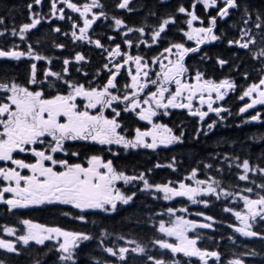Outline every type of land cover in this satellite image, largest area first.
Wrapping results in <instances>:
<instances>
[{
	"label": "trees",
	"instance_id": "1",
	"mask_svg": "<svg viewBox=\"0 0 264 264\" xmlns=\"http://www.w3.org/2000/svg\"><path fill=\"white\" fill-rule=\"evenodd\" d=\"M50 1H43L38 6L35 0H0V20L3 21L0 23V33H3L0 39L9 38L7 44L14 47L18 44H31L38 55L52 59V69L61 75L60 79L54 81V93L64 92L67 83L94 88L97 79L103 87L108 80L104 51L96 45H83L71 35L72 22L75 21L73 11L68 24L41 23L24 32L22 38L21 28L24 24H31L37 12L50 15ZM86 1L70 0L76 5L88 4ZM101 1L100 11L103 15L98 26L101 25L103 32H94L100 36L102 33L105 37L103 41L99 38L100 44L110 49L112 45L106 38L111 35L118 36L120 42L124 43L119 33L112 32L115 26L113 22L119 19L123 22L119 25L121 28L146 29V35L133 38V44L137 46L143 40L147 46L143 44L135 49L140 56L150 60L164 49L183 41L184 36L180 32L186 29V21L190 16H183L179 12L180 7L188 12L194 10L199 18L203 17L202 7L197 6L198 0H129L126 11L118 9L122 0ZM217 1L219 7L211 11L210 17H216L214 34L219 38L208 46H198V54L194 56L196 63L190 69L215 82L229 78L235 85L229 101L232 111L211 130H207L208 125L215 120L210 123L200 118L179 116L177 112L171 113L170 117L159 121V124L180 133L181 141L170 147L119 149L105 145L66 144L63 147L70 157L69 164L78 161L73 159L76 156L73 153L84 154L83 159L96 155L105 162L111 160L117 171L137 177L130 182H122L119 187L125 196H131L132 199L129 203L117 206L112 213L83 212L71 206L57 205L20 211L0 209V240L12 243L15 248V251H10L0 247V264H154L155 260H163L164 264H232L236 260L243 264H264V222L252 223L251 230L258 235L244 236L236 231V216L230 212L246 211L241 198L243 196L250 199L264 196V191L261 194L256 190L264 188V171H261L264 170V108L250 109L252 111L247 114L250 119L248 123L246 115L239 111L248 104L247 97L240 99L243 92L258 83L264 73V55H261L264 52V0H236L238 7L232 9L224 21L217 17L218 10L224 6L222 0ZM165 19L174 22L165 27L158 41H153V30L159 28ZM252 21L255 22L247 23ZM256 24L260 26L256 27ZM57 28L60 31H56ZM242 35L248 40H254V43H250L247 49L228 46L230 41L235 42ZM21 48L26 51L29 46ZM77 54L85 59L77 61ZM65 60L69 64L65 65ZM220 61H225V66H221ZM39 66H42L40 62ZM22 74H25L24 63ZM25 83L28 85L29 81ZM112 105L122 110L121 103L114 102ZM254 115H259V120L253 121L251 117ZM130 116L129 113L122 114L119 119L121 129L126 133L145 129L140 121ZM178 117L180 129L176 127ZM245 160L250 165L247 173L243 169ZM193 171H196L195 177L199 180H211L228 195L220 192L217 195H203L198 198L197 204H192L186 198L165 200L164 196L155 191V185L190 183ZM142 174L151 187L146 188L143 180L139 179ZM241 175H247V179H239ZM249 188L251 192L247 191ZM169 209L172 211L169 212ZM176 211H182L197 225H211L208 228H196L192 237L197 238L200 250L218 253L217 260L176 255L157 245L156 241L165 240L159 231L160 223L169 221L168 213ZM81 216L83 220L79 218ZM24 220L84 233L90 239L83 240L73 251L72 260L65 261L61 259L57 241L42 245L29 242L25 245L19 238L6 234L7 228L22 229ZM124 242L127 245L121 247ZM128 244L140 246L144 251L133 252L128 249ZM109 248L116 255L108 252ZM121 248L128 249L123 253V258L119 251Z\"/></svg>",
	"mask_w": 264,
	"mask_h": 264
},
{
	"label": "snow or ice",
	"instance_id": "2",
	"mask_svg": "<svg viewBox=\"0 0 264 264\" xmlns=\"http://www.w3.org/2000/svg\"><path fill=\"white\" fill-rule=\"evenodd\" d=\"M37 4L41 0H35ZM66 4L68 8L73 11L80 12L82 16L87 17V14L91 11L92 7H102L99 5L98 0H92V4H85L83 6V12L77 7L76 4L71 3L70 0H61ZM199 2V0H198ZM205 8L214 7L217 5V0H202ZM129 0H123L119 5L120 8H125ZM224 7L218 10V15L223 18L228 15L229 8L238 7L236 0H224ZM52 7L56 8V2L53 0ZM31 8V5H29ZM195 4L193 5V9ZM180 13H186L190 16L187 20L189 28H192L193 21H197L200 18L195 15V12H188L184 7L179 8ZM100 15H103L101 13ZM63 19V10L61 9V15L59 17ZM98 17L94 16L93 19H84V27L80 28V36L76 37V33L72 35L77 39H84V34L88 28L95 22ZM174 20L165 19L160 25L159 30L153 33V41L160 37L161 33L165 31V27L169 23H173ZM0 23H3L0 20ZM40 23L39 19H34L31 24H24L21 28V36L23 33L34 28ZM116 25H121L123 22L119 19L115 20ZM202 23V21H201ZM216 24V17L210 19V25L207 28H192L191 32L185 33L188 39L195 38L197 44L203 43L205 40L215 41L219 37L214 34V26ZM75 27V25H73ZM260 25L257 24L256 27ZM60 31L59 28L55 29ZM132 31V29H129ZM143 32V29H139ZM16 35L15 32L12 33ZM3 35V33H0ZM97 47H102L100 41H95ZM129 46H131V42ZM230 43H238L240 47L247 49L250 43H254V40L249 39L243 43L235 41ZM60 47H63L62 45ZM175 48V61H169V65L160 63V72L156 73V79H149V71L145 69L149 68L148 63L143 61L141 56L127 55V59L122 64H116V71L111 72L110 78L107 83L100 89L90 88L86 89L83 85L70 84L71 91L67 95H56L52 98H45L43 91H31L27 87H21L15 83L9 86L8 84L0 83V90L11 93L7 96V103H0V161H11L16 168H0V178L8 181V186L0 189V201L11 206V208L28 207L29 205H40L44 203L59 202L62 204H71L77 209H103L105 205H110L112 209L116 208V201L120 200L123 203H128L132 199L131 196H125L119 189L114 187L116 181H124L125 183L137 179L135 176H128L123 172L117 171L113 167L111 160L104 161L102 157L93 155L88 160V167H84L82 164H69L67 160L54 159L53 154L58 151H64V142L68 140H91L101 145L113 143L123 145L125 148H137L143 146L146 148L155 149L158 144H171L173 141H179L180 136H176L172 133V129L166 125L153 124L151 130L141 131L136 129V136L133 140L125 139L124 136L117 132V129L121 125L115 118L109 119L104 116L101 110L99 114L93 115L88 110L95 109L97 106L102 108H112V112L116 117L120 115V112L116 108L112 107L113 102L124 103V111H133L137 109L140 111L137 113L141 120H146L152 123V118L155 117L157 109L172 108H187L190 113L195 116H199L203 120L208 112L200 111L196 109L192 110V101L199 93V99L201 104L207 103L209 112H215L219 115L222 111L227 109L221 107H213L214 101L212 100V92L217 94V98L224 99V93L221 89H232L234 84L228 80H223L216 84L210 80L202 81V74L197 72L195 75L196 83H182V77L187 72V68L183 64L184 57L189 52L197 51L196 48H186L183 44H173L171 47L164 49L167 53H172V49ZM25 53L18 51L5 52L0 50V57H14L19 59L24 56ZM29 57L33 56L31 46H29ZM114 56L124 55L120 52V47L117 45L116 49L112 53ZM163 55V53L161 54ZM264 55V52L261 53ZM35 60L45 59L40 55L34 56ZM75 59L77 61L84 60V56L77 54ZM128 61H134L135 74L132 73L131 68L128 69V73L131 76V83L125 85V92L123 96L114 94L111 89H117L116 77L119 74L121 68L124 67ZM50 63V61H49ZM68 60L64 61L67 65ZM221 64L225 61H220ZM107 68V65H105ZM32 77L30 83H37L36 81V65L32 64ZM67 71V69H65ZM54 76L58 79L61 78L60 73L46 72L45 76ZM159 81V83H158ZM202 81V82H201ZM67 83V81H65ZM151 85H157V90L150 92L146 97L141 100L140 95L144 89ZM175 84V92H171L168 85ZM264 79H261L259 84H252L240 97L243 100L245 97H255L251 100V103L246 104L240 108V113L246 112L248 109L253 108L257 104L264 105ZM131 89V93L127 91ZM207 91L208 99L205 100L204 92ZM187 92V103H184V93ZM168 93L166 97L165 94ZM77 97H82L87 101L83 106V110L75 102ZM154 105V106H153ZM146 106V107H145ZM167 114V112H165ZM63 118V122H62ZM259 115L251 117L252 120H259ZM212 124L208 125L211 129ZM162 130V131H161ZM51 137V141L48 147L44 150H37L34 146L37 143L44 144L45 138ZM150 137L151 142H147L146 138ZM26 152L30 151L38 159L35 163H26L22 159H15L13 153L16 151ZM73 155H77L73 153ZM50 162V166L45 162ZM59 165L63 168L62 171L55 170ZM159 166V165H157ZM18 169H29L31 175H21ZM104 169L105 171H101ZM243 169L245 173L250 169L249 162L245 160L243 162ZM264 171V170H261ZM196 171L192 172V177L196 176ZM143 180L146 188L151 187L148 181L144 179L143 174L139 177ZM241 180L247 179V175H241ZM14 182L15 186H12ZM23 182V185H22ZM203 180H196L197 187H191L184 183H180L179 187H171L169 184L155 185L156 190L164 193V199L168 200L172 197L187 196L189 199L195 198L199 193H215L216 188L212 184H208L207 188L201 189L200 185L205 184ZM264 187V186H262ZM251 192L252 189H247ZM5 193H12L13 198L4 199ZM228 195V193H225ZM245 206L247 208V215H241L240 212H236L235 216L244 225L242 228H237L236 231L241 232L245 236H256L258 233L251 230L252 224L249 222L255 221L257 217L264 220V196H260L258 199H250L248 197L243 198ZM195 202V201H194ZM172 210L169 209V212ZM81 220L84 217H79ZM211 220V217H208ZM23 223L28 225L27 235L19 237L25 245L30 241H35L37 244H44L46 240L55 239L58 243L59 250L65 255L61 256V259L70 261L73 258V249L78 247V242L88 240L90 237L80 232H69L59 227H46L39 224H33L29 220H24ZM197 225L195 222L184 220L183 218H177L172 227H165L163 222L159 225V231L166 233L168 236H176L179 240L178 244L169 243L165 240H158L156 243L161 248L170 249L173 253H183L185 256H197L203 260L206 256L218 257L216 252L202 251L196 247L197 241L190 239L187 236V232L195 228ZM200 227H211L210 224H201ZM35 230V231H34ZM6 231L9 234H13L14 230L7 228ZM63 237L62 242L60 238ZM0 247H6L10 251H15L14 245L10 242L0 240ZM108 252L116 255L111 248L107 249ZM121 258L123 253L128 251L127 248H121ZM132 251L143 252L142 247L134 248ZM154 264H164L163 260H155ZM232 264H242L241 261H233Z\"/></svg>",
	"mask_w": 264,
	"mask_h": 264
},
{
	"label": "flooded vegetation",
	"instance_id": "3",
	"mask_svg": "<svg viewBox=\"0 0 264 264\" xmlns=\"http://www.w3.org/2000/svg\"><path fill=\"white\" fill-rule=\"evenodd\" d=\"M43 1L45 2L47 0H41V2L39 4H37V5L38 6H41ZM222 1H224V0H222ZM222 1H221V3H222ZM55 2H56V8L54 9L52 7V11H51L50 15L48 13H45V15H43V12H37L36 13L35 19H39L40 20V23L39 24H41V23L48 24V23H52V22H56V23L58 22V23H66V24H68L69 20L71 19L70 13L73 10L70 9V8H68L66 4H64V3L61 2V0H55ZM50 3L52 5L53 0H51ZM86 3H87V1H86ZM98 3H99V5H101L102 1L101 0H98ZM218 3H219V1H217V5L216 6L209 7V8H205L200 3H199V5L197 4V6H201L202 7L203 17H200V19L197 20V21H193L192 28H200V27L207 28V27L211 26L210 25V19L212 17H210V14H211V11L212 10H217L218 9V7H219ZM88 4L91 5L92 4V0H88ZM84 5L85 4L77 5V7H79L81 9V12H83V6ZM100 8L101 7H92L91 8V11L87 14V17L82 16L80 12L73 11L74 16H75V21L72 22V32H71V35H72L73 32H75L76 33V37L80 36L79 29L82 28V27H84V19L85 18H87V19H93L94 16L98 17L97 19H95V22L91 25V27L88 28L87 31L85 32L84 39H77L76 38V40L79 41L83 45H85V44L87 46L88 45H91V46L92 45H96V43H93V42L99 40V38L101 40L103 38H105V37H103L102 33H101V36L102 37L100 35L94 33V32H100V31L103 32V29L100 27L101 25L98 26L99 22H101V20H102L101 19L102 18V15H100L102 12L100 11L101 10ZM61 9L63 10V16H64L63 19H60L59 18L60 15H61ZM118 9L125 10L126 11L127 7L120 8L118 6ZM232 9L233 8H229L228 15L226 17L221 18L218 14H217V17L221 21H224L225 19L228 18L229 12ZM182 15L185 16L186 18L188 17V14L187 13H182ZM195 15L197 16L196 13H195ZM188 18L190 19V17H188ZM201 21H202V23H201ZM39 24H37L36 26H38ZM73 25H75V27ZM192 28H189L188 24H186V29L180 32L181 35L184 36L183 41L180 44H183L186 48H189V49H191V48H196L197 49V51H195V52H189V53H187L185 55V57H184L183 64L187 68V72L182 77V83H196V81H195V75L196 74L195 73H197V71H193L192 72L190 68H193V64L196 63V59L194 58V56H196L198 54V46H204V45L208 46L209 43L213 42L211 40H206V42H204V43L197 44V40L195 38V34H194V38L191 39V40H189L188 37H187V35H185V33L191 32L192 31ZM215 28H216V24L214 26V29ZM214 29H213V31H214ZM133 30L134 29L132 28V31ZM157 30H159V28L154 29L153 31L155 32ZM243 38H241V39H239L237 41H240L241 42V40ZM14 39L19 40L16 37ZM158 39L159 38H157L156 40L158 41ZM106 41H109L110 44L112 45V47L110 49H106V48H104V46L97 47V48L99 50L100 49H103L104 54L105 55L106 54L108 55V58H110V61H109L108 65L110 66L111 71H113V72L116 71L115 65L116 64H122V63H124V61L127 59V55H131L133 57L134 56H140L137 53L136 49L135 50L131 49L129 52L126 51V50H124L123 47L120 45V44L123 45V43L120 42V38L118 36H116V35L107 36ZM9 42H10V39L7 38V37H3L2 39H0V43H2L1 46H0V50H3L5 52L18 51V52L25 53V55L22 56V57H20L19 59H16L14 57H11L9 59H0V83L8 84L9 86H11V84L15 83L18 86L27 87L31 91H43L45 98H52V97H54V96H56L58 94L59 95H67L71 91V88L69 87V83H67L66 84V90L64 92H62V93H54L53 92L52 86H54V81L55 80H58V78L57 79H54V77L51 76V75H48L47 77L45 76V73L46 72H49L52 69V67H53L52 64L50 65V63H52V61H50V60H52V59L35 60L34 59V56L35 55H38L35 50H33L31 48V51L33 53V56L32 57H29L27 55V53L29 52V49H27L25 51V50H22V48H21V47H27V46H31L32 47L31 44L30 45H28L27 43L18 44L17 46L14 47V46H11V45L9 46L7 44ZM130 42H131V44L133 46L134 44H133V40L132 39L130 40ZM117 45H119L120 52L122 54H124V55H119V56H113L112 55V53L116 49ZM228 46L229 47H236V46H238L239 48H242V47L239 46L238 43H229ZM16 47L19 48V49H17ZM176 51L177 50L175 48L172 49V53L171 54L170 53H167L165 51H162L160 54H158L152 60L146 59V58L143 57L142 63L146 61L148 63V65H149V68L148 69H145V70L146 71H149V79L150 80L151 79H156V73L160 72V63L161 62L163 64H165V65H169V61L170 60L171 61H175V59H176V56H175ZM142 52H143V50H142ZM162 53H163V55H161ZM49 61H50V63H49ZM39 62H40V64H42V66H39ZM23 63H24V66H25V74H22ZM32 64H35L36 65V70H35L36 71V76H35V78H36L37 83H34L33 84V83H30L29 82V84L26 85L25 81H27V80L30 81V79L32 77V68H31V65ZM220 65L221 66H225V63H223V64L220 63ZM129 68H131L132 73L135 74V63H134V61H128V63H126L124 65V67L120 69L119 74L116 77L117 89H114L113 92H116V94H118V95L123 96V94L125 92L124 86L131 83V76L128 73V69ZM109 69H108V72H107L108 79L110 78V75H111V72L109 71ZM52 70H54V69H52ZM203 80H210V81H212V82H214L216 84H218V83L221 82V81L215 82V81H213V79L207 78V77H205L202 74V81ZM223 80H228L231 83H233L227 77L224 78ZM158 83H159V81H158ZM84 87L86 89H90L87 86H84ZM168 87L170 88L171 92H175V84L168 85ZM262 87H264V86H262ZM44 88H46V90ZM94 88H97V89L102 88V85H101V83L99 82L98 79L95 82ZM234 89H235V85H234V88H232V89H221V92L224 93V99L223 100L218 99L217 98V94L215 92H212V100L214 101L213 107L214 108L221 107V108L227 109V111H222L219 115H217L215 112H209L208 111V108H207V103H204L203 105L201 104L200 99H199V93L197 94V96L192 101L193 107H192V110L191 111H195L196 109H199L200 111L208 112V115L203 120H207L210 123H213L214 119L217 118V117L223 118V120H224V117L226 115H228L232 111V109L229 107V105H230V102L229 101L231 100V95L233 94ZM156 90H157V85H151V84H149V86L144 89L143 93H141L140 99L143 100L148 93L153 92V91H156ZM127 91L129 93H131L132 90L131 89H127ZM10 94L11 93H9L7 91L0 90V103H7L8 101H7L6 98ZM165 96L167 97L168 96V93H166ZM184 97H185V99L183 100V102L184 103H187V100H186L187 92L184 93ZM204 97H205V100L208 99V93H207V91L204 92ZM254 97H255V95H253L252 97H250L249 103H251V100ZM75 102L77 103V105L80 107L81 110H83L84 104L87 103V101L84 100L82 97H77V99H76ZM261 106H264V105L257 104L253 108H250V109H254L255 110V109L260 108ZM124 107H125V104L123 103V104H121V108H122L121 111H119L118 109H116L118 112H120V115L118 117H116L115 114L112 112V108H102V106H97V108H95V109H89L88 111L91 114L96 115V114H99V112L102 110L104 116L109 117L110 119L115 118L119 124H120L119 119L122 116V114L129 113L131 115L130 116L131 119H136V120L140 121L143 124V127H145V129H143L141 131L151 130L153 124H159V121H161L165 117H170L171 113H173V112H177L179 116L184 115V116H187L189 118H200L199 116L192 115L190 113V110L187 109V108H172V107H169L166 110L165 109H157V113L158 114L155 117L152 118V123H149L148 121L141 120L139 118V116L137 114L140 111L139 109H137L135 112H133V111H124L123 110ZM165 112H167V114H165ZM108 114H110V116ZM179 121H180V117L177 118V123H176V127L178 129H180V123H179ZM62 122H63V118H62ZM121 128L122 127H120L119 129H117V132L120 135L124 136L125 139H128V140L135 139L136 130L129 131L128 133H126V131H124ZM2 130H3L2 129V126H0V131H2ZM172 132L175 133L176 136H180V133H177V131L175 129L172 130ZM146 140L149 141V142H151V138L150 137L146 138ZM180 141L181 140L176 141L175 143L170 144V145H167V146H166V144H158L157 147H170V146H173V145L177 144ZM49 143H54V142L51 141V137H46L44 144L37 143L36 145L30 146V147H35L37 150H39V148H41L42 146L48 145ZM72 143H75V144H85V145H96V146H99V147L101 146V144H99V143H97L95 141H91V140H80V139L65 141L63 146L65 147L66 144H72ZM104 145L106 146L107 144H104ZM111 146H113V145H111ZM113 147H116V146H113ZM118 148L120 149V148H125V147L122 146V145H120ZM114 154H116V152H114ZM53 156H54V159H57V160H67L68 163L71 161L70 160V157H68V155L65 153V151H61V154L60 153L59 154H54ZM83 156H84V154H79V155L74 156L73 159H77L78 161L75 162V163H73V164L79 163V164H82L84 167H88V160L91 157H89L88 159H83ZM13 157L15 159H22L26 163H35L36 161H34V160L37 159V157H35L30 151L19 152L17 150L16 152L13 153ZM79 159H82V160L79 161ZM72 161H74V160H72ZM49 166H50V163H49ZM16 167L17 166L16 165H13L11 163V161H0V168H6L7 169V168H16ZM17 170L21 172V175H31V171L29 169H23V170H21V169H18L17 168ZM55 170L62 171L63 168H61L59 165H57L56 168H55ZM101 171H105V170L104 169H101ZM8 183H9L8 181L3 180L1 182L0 189H2L5 186H8ZM22 185H23V182H22ZM12 186H15L14 185V182H12ZM11 198H13V194L12 193H5L4 194V199H11ZM43 205H57V206H65V207H69V206L74 207L73 205L62 204V203H59V202H53V203L43 204ZM43 205H41V206H43ZM30 208H33V207H28V208H25V207L24 208H22V207L11 208V206H9V205L3 203L2 201H0V209L1 210H4V211L5 210L6 211H13V210L20 211V210H23V209H30ZM75 209H77V208H75ZM77 210H81V209H77ZM83 211H96V212L101 213L102 210L101 209H85ZM258 219H261V218L259 217V218H257V220ZM258 221H263L264 222V220H262V219L261 220H258Z\"/></svg>",
	"mask_w": 264,
	"mask_h": 264
},
{
	"label": "rangeland",
	"instance_id": "4",
	"mask_svg": "<svg viewBox=\"0 0 264 264\" xmlns=\"http://www.w3.org/2000/svg\"><path fill=\"white\" fill-rule=\"evenodd\" d=\"M164 1V0H163ZM197 0H195V2H196ZM199 3L200 4H202L203 6H204V4H203V2H202V0H199ZM53 4V3H52ZM222 4L224 5V1H222ZM50 6H51V8H52V5H51V3H50ZM126 7H128V5L126 6ZM205 7V6H204ZM231 13V10H230V12H229V14ZM189 19V18H188ZM187 19V20H188ZM255 21H252V22H247V23H250V24H252V23H254ZM114 23V29H113V33L114 34H117V33H119L120 35H121V37H122V39H121V41L122 42H124L123 43V45L122 44H120L122 47H123V49L124 50H126V51H130L131 49H133V50H135V48H138L139 46H141V45H143L144 44V46H147V45H145V43H144V41L143 40H140L138 43H137V46H132V44H131V46H129V43H127V42H129L131 39L133 40V38L134 39H137V38H141V36L143 35V36H145L146 35V33H147V31H146V29H143V32H140L139 31V29H134L133 31H129V29H125L123 26H122V28L121 27H119L118 25H116V23L115 22H113ZM257 25V24H256ZM72 32V31H71ZM244 37V38H243ZM242 38L244 39L243 40V42H245V41H247L248 39H247V37H245L244 35H242ZM123 39H124V41H123ZM101 42V41H100ZM204 42H206V40L204 41ZM203 42V43H204ZM93 43H95V42H93ZM201 44V43H200ZM114 56V55H113ZM105 57H106V62H107V64L109 63V61H110V58H108V55L106 54L105 55ZM45 60H47V59H45ZM50 61H52V63H50V65L52 64L53 65V60H50ZM69 64V63H68ZM108 67H107V72H108V69L110 68V66L109 65H107ZM111 69V68H110ZM50 71H52V72H56L55 70H50ZM113 72V71H112ZM57 73V72H56ZM151 74V73H150ZM54 77V76H53ZM54 79H57L56 77H54ZM262 79H264V73H263V75H262ZM260 82V81H259ZM259 82L258 83H256V84H259ZM53 87L54 86H52V89H53ZM248 89V88H247ZM111 91L113 92L114 91V89H111ZM246 91V90H245ZM244 91V92H245ZM114 94H116V92H113ZM254 95V94H253ZM247 100H248V103H249V101H250V97H247ZM121 104H123V103H121ZM112 107H113V105H112ZM260 108H264V106H261ZM259 109V108H258ZM252 110H250V109H248L246 112H244V113H242V114H244V115H246L245 116V118L247 119V121H246V123H248L249 122V117H248V113H250ZM107 118H109V117H107ZM110 119V118H109ZM223 118H219V117H217V118H215L214 120V123L212 124L213 125V127L211 128V129H213L214 127H215V125H216V123L218 122V121H220V120H222ZM253 121H256V120H253ZM211 129H207V130H211ZM162 131V130H161ZM173 133V132H172ZM174 135H175V133H173ZM147 142H149V141H147ZM176 141H173L171 144H173V143H175ZM49 145V144H48ZM48 145H45V146H42L41 148H39V150H44V149H46L47 147H48ZM108 145V144H107ZM106 145V146H107ZM111 145H113V146H116V147H119L120 145H118V144H115V143H113V144H111ZM111 145H108V146H111ZM167 145H170V144H166V146ZM123 146V145H122ZM140 147H143V146H140ZM61 154V151H58V152H56L55 154ZM54 155V154H53ZM38 159V158H37ZM37 159H35L34 161H36ZM49 163L50 162H48V161H46L45 162V164L46 165H48L49 166ZM248 172V171H247ZM196 180H199L197 177H191L190 178V183H184V184H186V185H189V186H191V187H197V184H196ZM3 181V178H0V186H1V182ZM203 181H205V180H203ZM122 182H124V181H116L115 182V184H114V187L115 188H117V189H119V187L121 186V183ZM206 183L205 184H203V185H200V188L201 189H205V188H207V185L208 184H212V186L214 187V188H216V192L215 193H207V192H201V193H199V194H197L196 196H195V198H194V200L193 199H189L187 196H180V197H172L170 200H174V199H176V198H186V199H188V200H190L191 201V203L192 204H197V202H198V198H200V196H203V195H217V192H220V194H222V195H225V193H224V191H221L219 188H218V185L217 184H214L211 180L210 181H205ZM180 184V183H179ZM179 184H176V185H169V186H171V187H176V188H178L179 187ZM218 190H220V191H218ZM257 191H260L261 192V194H262V192L264 191V188H262V189H256ZM155 191L157 192V193H159L162 197L164 196V193L163 192H161V191H158V190H156L155 189ZM121 193H123L122 191H120ZM261 195H259L257 198H254V199H258L259 197H260ZM242 198V200L244 201V196L243 197H241ZM195 201V202H194ZM129 202H130V200H129ZM128 202V203H129ZM244 203H245V201H244ZM44 204H49V203H44ZM120 204H125V203H123V201H120V200H117L116 201V206L118 205H120ZM41 205H43V204H40V205H29L28 207H40ZM68 205H71V204H68ZM28 207H25V208H28ZM244 207L246 208V206L244 205ZM22 208H24V207H22ZM109 209H112L111 208V206L110 205H105V208H103V209H101V210H104V211H108ZM231 212V214H233V216H235V212H233V211H230ZM241 213V215H247V208H246V211H244V212H240ZM167 217L169 218V221H166V222H163L164 224H165V227H172V225L176 222V220H177V218L179 217V218H183L184 220H188V221H192L191 219H189V217L185 214V213H183L182 211H176V212H174L173 214L172 213H168V215H167ZM257 218H259V217H257ZM257 218H256V220L255 221H258V220H261V219H258L257 220ZM235 219H236V222H237V228H242L244 225L242 224V222L239 220V219H237V217H235ZM254 221V222H255ZM193 222V221H192ZM251 224L253 223V221H249ZM196 224V223H195ZM197 225V224H196ZM28 227L29 226H25L24 227V223H23V227H22V229H19V228H14L13 230H14V233L13 234H9L7 231H6V234L7 235H10V236H13V237H17V238H19V237H21V236H24V235H27V232H28ZM198 227H200L199 225H197L195 228H192V229H190L188 232H187V236L190 238V239H195L196 241H197V243H196V247L198 248V240H197V238H195V237H192V234H194V232H195V230H196V228H198ZM35 231V230H34ZM241 233V232H240ZM163 235H164V238H165V241H167V242H169V243H173V244H178L179 243V240L177 239V237L176 236H168L166 233H162ZM242 234V233H241ZM243 235V234H242ZM245 236V235H244ZM62 240H63V237H61L60 238V241L62 242ZM49 241H56L55 239H53V240H46L45 242H49ZM80 242V241H79ZM78 242V243H79ZM127 245V243H122V245H121V247H125ZM159 247H160V245L159 244H157ZM138 247H140V246H132L131 244H128V249H134V248H138ZM161 248V247H160ZM161 249H164V248H161ZM169 251H171L170 249H168ZM73 251H74V249H73ZM134 252V251H133ZM136 253H138L139 251H135ZM172 252V251H171ZM173 253V252H172ZM60 254H62V256L63 255H65L64 253H62L61 251H60ZM174 254H180V255H183V256H185L183 253H174ZM191 257H197V256H191Z\"/></svg>",
	"mask_w": 264,
	"mask_h": 264
},
{
	"label": "water",
	"instance_id": "5",
	"mask_svg": "<svg viewBox=\"0 0 264 264\" xmlns=\"http://www.w3.org/2000/svg\"><path fill=\"white\" fill-rule=\"evenodd\" d=\"M11 57H0V59H9Z\"/></svg>",
	"mask_w": 264,
	"mask_h": 264
},
{
	"label": "bare ground",
	"instance_id": "6",
	"mask_svg": "<svg viewBox=\"0 0 264 264\" xmlns=\"http://www.w3.org/2000/svg\"><path fill=\"white\" fill-rule=\"evenodd\" d=\"M208 63V62H207ZM204 67V66H203ZM196 74V73H195Z\"/></svg>",
	"mask_w": 264,
	"mask_h": 264
}]
</instances>
